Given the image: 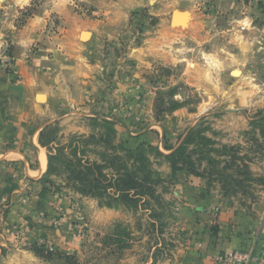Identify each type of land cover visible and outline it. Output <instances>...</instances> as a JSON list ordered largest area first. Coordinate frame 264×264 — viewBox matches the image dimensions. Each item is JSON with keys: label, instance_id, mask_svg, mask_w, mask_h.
<instances>
[{"label": "rangeland", "instance_id": "obj_1", "mask_svg": "<svg viewBox=\"0 0 264 264\" xmlns=\"http://www.w3.org/2000/svg\"><path fill=\"white\" fill-rule=\"evenodd\" d=\"M236 1L239 11L249 8L255 23L264 25V0ZM34 5L22 7L18 26L37 11ZM74 7L79 19L103 18L98 10ZM131 25L138 43L160 28L146 10L134 13ZM211 27L228 25L215 20ZM226 33H214L205 43L210 54L177 43L173 65L165 58L141 65L128 56L109 61L104 93L84 113L89 114L85 130L64 133L54 123L41 142L52 160L37 182L40 188L0 205V264H185L191 233L182 211L187 184L201 180L233 204L262 198L263 34L236 37L235 28ZM87 34L81 35L83 42L90 39ZM183 142H188L185 155L176 159L183 171L146 148L153 181L144 184V173L138 172L142 183L134 192L141 194L145 186L155 197L129 204L114 198L113 176L139 167L122 146L145 144L169 155ZM79 174L87 175L86 183Z\"/></svg>", "mask_w": 264, "mask_h": 264}, {"label": "crops", "instance_id": "obj_2", "mask_svg": "<svg viewBox=\"0 0 264 264\" xmlns=\"http://www.w3.org/2000/svg\"><path fill=\"white\" fill-rule=\"evenodd\" d=\"M36 3L37 11L18 26L22 7ZM75 3L98 10L103 18L79 19ZM237 7L236 0H0V205L40 188L37 182L49 171L42 135L54 123L64 133L85 130L89 114L84 113L104 93L106 65L112 59L120 62L128 56L141 65L165 58L173 65L179 57L177 43L210 54L204 45L211 36L228 35L233 28L236 37L238 32L245 37L261 33L264 43V25L255 23L249 8ZM142 10L160 28L138 43L131 17ZM176 11L185 14L178 17L179 26L172 23ZM215 20L228 28L215 30ZM84 32L90 33L87 42L81 40ZM192 184H187L182 203L191 229L185 264H215L214 255L243 249L261 256L264 193L254 203L233 204L201 180ZM254 264H264V258Z\"/></svg>", "mask_w": 264, "mask_h": 264}, {"label": "trees", "instance_id": "obj_3", "mask_svg": "<svg viewBox=\"0 0 264 264\" xmlns=\"http://www.w3.org/2000/svg\"><path fill=\"white\" fill-rule=\"evenodd\" d=\"M107 124L110 125L109 122ZM138 139H141V137H138ZM43 140V135H42ZM41 140V142H42ZM188 142L181 143L177 148H173V152L169 155L163 154L158 148H155L153 146H147L145 147V144H142L141 146L137 148L133 147H124L122 146L121 150L129 157V158H136L137 165L139 166L138 169H136L135 172H129V171H118L116 175H114L113 179L110 180V187L117 193V196L114 197L115 199H118L122 203H136L139 202L140 199L144 196H147L148 194L154 196L155 191L152 188H144L141 192V194H137V192H134L137 190V187L141 185L142 182L138 180V172L144 173L143 176V182L144 184L152 183V170H151V162L146 156L145 152L147 151L146 148L154 151V155L158 157H164L169 162L173 163V169L177 171H183L182 168H178L176 166L177 158H182L185 155L186 149H187ZM171 150V149H170ZM52 160V156L50 157L49 161V167ZM189 164H192V162H189ZM197 177H201V175L196 172V170L193 172ZM87 177V175H86ZM83 176V174H79L78 178L81 182H87V178ZM93 182L95 180H92Z\"/></svg>", "mask_w": 264, "mask_h": 264}, {"label": "built area", "instance_id": "obj_4", "mask_svg": "<svg viewBox=\"0 0 264 264\" xmlns=\"http://www.w3.org/2000/svg\"><path fill=\"white\" fill-rule=\"evenodd\" d=\"M264 258V245L261 256L256 254L254 249L250 250H234L229 253L217 255L215 262L217 264H254Z\"/></svg>", "mask_w": 264, "mask_h": 264}, {"label": "water", "instance_id": "obj_5", "mask_svg": "<svg viewBox=\"0 0 264 264\" xmlns=\"http://www.w3.org/2000/svg\"><path fill=\"white\" fill-rule=\"evenodd\" d=\"M180 14H182V13L181 12H178V11L174 12V14H173V20H172L173 25L179 24L178 17H179ZM84 38H86V37H84ZM39 100L40 101L41 100L43 101L44 100V96L40 95L39 96Z\"/></svg>", "mask_w": 264, "mask_h": 264}, {"label": "bare ground", "instance_id": "obj_6", "mask_svg": "<svg viewBox=\"0 0 264 264\" xmlns=\"http://www.w3.org/2000/svg\"><path fill=\"white\" fill-rule=\"evenodd\" d=\"M179 17L183 18V17H185V14H180ZM89 35H90V34H87V35H85V37L88 38ZM237 76H238V75H237Z\"/></svg>", "mask_w": 264, "mask_h": 264}]
</instances>
